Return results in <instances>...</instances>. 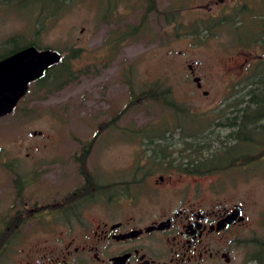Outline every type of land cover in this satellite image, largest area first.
<instances>
[{
  "label": "rangeland",
  "instance_id": "obj_1",
  "mask_svg": "<svg viewBox=\"0 0 264 264\" xmlns=\"http://www.w3.org/2000/svg\"><path fill=\"white\" fill-rule=\"evenodd\" d=\"M263 2L77 0L55 17L54 0H0V55L12 39L64 54L80 49L69 58L72 76L60 89L48 94L52 85L33 83L17 107L0 117V232L8 219L27 220L16 224L0 264L52 250L53 201L84 183L82 169L102 183L122 178L141 201L167 202L188 191L206 206L241 204L246 219L235 264H254L250 258L264 242V141L260 134L258 142L231 138L237 128L227 126L226 118L250 97L246 83L264 64L261 43L248 44ZM174 10L179 16L173 20ZM233 10L237 22L243 18L236 30L230 23L203 32L197 27L201 19L227 18ZM193 27L199 32L189 34ZM151 87L157 93L168 89L166 99L180 107L161 98L137 99ZM165 131L171 159L198 164L216 155L215 167L198 176L147 173L156 168L148 138ZM234 143L236 151L226 153ZM149 190L154 198L146 196ZM36 206L37 217L28 218ZM22 247L27 254H17Z\"/></svg>",
  "mask_w": 264,
  "mask_h": 264
},
{
  "label": "flooded vegetation",
  "instance_id": "obj_2",
  "mask_svg": "<svg viewBox=\"0 0 264 264\" xmlns=\"http://www.w3.org/2000/svg\"><path fill=\"white\" fill-rule=\"evenodd\" d=\"M189 68L194 74L192 67ZM41 77L28 84L26 93ZM249 108L231 107L232 116L228 118L235 123L243 111H250ZM166 133H163L165 137ZM249 133L245 131V141L252 140ZM148 157L156 168L147 173L160 171L198 176L202 172L190 167L188 161L171 159L166 151H151ZM163 164L170 168L164 167L161 171L158 167ZM81 173L84 183L53 201L55 234L52 250L35 256L26 255L18 262L12 258V264L236 263V240L246 219L241 204L206 206L197 193L189 194L188 191L167 202L141 201L137 199L135 186L130 188L122 178L102 183L99 178H92L87 169ZM147 173L144 175L150 176ZM160 174L157 183L162 185L165 173ZM146 196L154 198L150 190ZM38 210L37 206L29 209L28 218L37 217ZM21 219L27 221L23 216ZM27 253L24 247L17 252L20 255Z\"/></svg>",
  "mask_w": 264,
  "mask_h": 264
},
{
  "label": "trees",
  "instance_id": "obj_3",
  "mask_svg": "<svg viewBox=\"0 0 264 264\" xmlns=\"http://www.w3.org/2000/svg\"><path fill=\"white\" fill-rule=\"evenodd\" d=\"M55 1V9L51 10V14L55 12V17H57L59 14H61L67 7L76 2L77 0H54ZM264 1V0H263ZM264 4V2H263ZM246 7V6H245ZM241 7V10H245L244 14L249 13V9ZM264 9V5L262 6ZM174 13H172L173 20L176 19L179 16V12L174 10ZM251 12V11H250ZM236 15H238L234 10L232 11L231 14L227 18H222V17H208L206 19H201L199 23H197V27H200L199 30L202 32L205 30H209L210 28H214L217 25L221 24L224 25L225 23H230L233 25L234 29L236 30L243 25V18L241 17V20L239 22L236 21ZM259 16L260 19L256 23V28L251 31V38L248 44L252 42H260L264 51V11L260 13H256L253 16ZM194 28V27H193ZM198 31L197 29H192L189 34H194ZM240 35V34H239ZM27 45H33L38 49L44 48L38 45L36 42L31 41L23 44L22 42L18 41L17 39H12V45L7 48L1 55L0 57L6 56L8 54H11L23 47H26ZM80 49H72L69 50L67 54H64L63 52V58L62 60L54 65L53 67L49 68L44 76H42L38 82H43V84H50L53 86L55 90H58L64 85L72 76V70L69 67V58L74 57L77 55ZM51 76V77H50ZM49 77V78H47ZM251 79L246 83V87H248V90L246 92L247 96H250L246 101L245 104L242 107H251L250 111H243V115L238 119L237 122L234 123L232 118H226L227 122L226 125L229 126L230 128L236 127L237 130L234 132H230L228 136L231 138L235 139L236 141H244L247 137H245V131H249L250 138L252 141L258 142L259 140L256 139L255 135L260 134L261 139L260 141H264V64L262 62L260 63V68L257 70V72H253ZM37 82V83H38ZM51 86V87H52ZM51 87H46L47 88V93L51 94ZM153 87L149 91H142L141 94L137 97V99H146V98H152L155 100L158 99H163V103H165L168 107H180L177 105L174 101H170L166 99V95L170 94L168 93V89H165L161 93H157V91H151ZM240 107V106H236ZM238 110V109H237ZM184 128V127H183ZM185 130H189L188 128L185 127ZM195 130H197L195 128ZM191 138V137H190ZM207 136H204L203 140ZM157 140V141H156ZM184 141H182L183 143ZM193 143L195 145H200L199 140L195 138L193 140ZM148 144L151 146L153 152H161L164 151L168 146L171 144L167 143L165 134H161L158 136H152L151 138H148ZM194 144H189V145H194ZM194 145V146H195ZM236 145L238 144H233L232 147H230L226 153H230L232 150L234 152L236 151ZM200 147V146H199ZM242 154V153H241ZM243 155V154H242ZM251 157H247V155H243V159L247 160ZM237 158H233L232 160H236ZM217 161L216 155H212V157H204L201 163L194 164L193 162V167L201 170H209V168L215 167V163ZM191 163L188 165L190 166ZM203 166V167H201ZM203 168V169H202ZM83 170V169H82ZM81 170V172H82ZM17 185V190L20 189V186H18V181L15 182ZM16 218L8 219L4 223V227L0 232V248L6 243L7 240H9L14 232L16 231V224L20 225L22 219L19 217L17 219V223L15 222ZM251 261L254 262V264H264V242H259L257 250L252 254V257L250 258Z\"/></svg>",
  "mask_w": 264,
  "mask_h": 264
},
{
  "label": "water",
  "instance_id": "obj_4",
  "mask_svg": "<svg viewBox=\"0 0 264 264\" xmlns=\"http://www.w3.org/2000/svg\"><path fill=\"white\" fill-rule=\"evenodd\" d=\"M63 53L53 48L23 47L0 59V117L12 112L28 84L58 64ZM200 87L198 77L194 78Z\"/></svg>",
  "mask_w": 264,
  "mask_h": 264
}]
</instances>
